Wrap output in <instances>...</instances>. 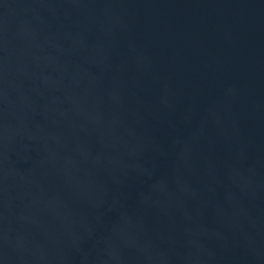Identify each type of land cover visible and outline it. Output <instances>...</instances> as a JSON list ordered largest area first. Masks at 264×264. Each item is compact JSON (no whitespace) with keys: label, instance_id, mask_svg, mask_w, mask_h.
Masks as SVG:
<instances>
[{"label":"water","instance_id":"95a60500","mask_svg":"<svg viewBox=\"0 0 264 264\" xmlns=\"http://www.w3.org/2000/svg\"><path fill=\"white\" fill-rule=\"evenodd\" d=\"M0 264H264V0H0Z\"/></svg>","mask_w":264,"mask_h":264}]
</instances>
